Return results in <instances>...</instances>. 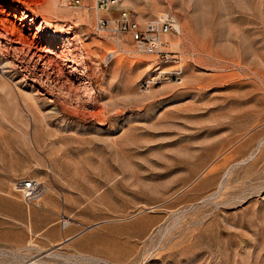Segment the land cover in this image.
Segmentation results:
<instances>
[{"label":"rangeland","instance_id":"rangeland-1","mask_svg":"<svg viewBox=\"0 0 264 264\" xmlns=\"http://www.w3.org/2000/svg\"><path fill=\"white\" fill-rule=\"evenodd\" d=\"M75 1L0 0V264H264V0H120L178 23L179 83ZM46 196L74 235L52 247Z\"/></svg>","mask_w":264,"mask_h":264},{"label":"built area","instance_id":"built-area-1","mask_svg":"<svg viewBox=\"0 0 264 264\" xmlns=\"http://www.w3.org/2000/svg\"><path fill=\"white\" fill-rule=\"evenodd\" d=\"M74 4L81 5L79 0ZM92 10L97 30H108L113 36L128 34L134 44L133 52L150 58L149 83L181 81L182 53L169 48V36L172 33L178 34L170 16L141 22L134 11L120 6V0H93ZM109 20L112 22L111 27ZM112 54L113 52L108 53L104 60L108 61ZM13 187L29 206H37L47 191L45 184L33 179L15 180Z\"/></svg>","mask_w":264,"mask_h":264},{"label":"crops","instance_id":"crops-1","mask_svg":"<svg viewBox=\"0 0 264 264\" xmlns=\"http://www.w3.org/2000/svg\"><path fill=\"white\" fill-rule=\"evenodd\" d=\"M59 209V203L52 197L46 196L42 200V206L32 208L29 219L27 218V222H30V224L39 225L37 230L43 232L40 234V240L49 247L63 244L71 240L74 236L65 230H61L59 226L54 224L53 219L58 214Z\"/></svg>","mask_w":264,"mask_h":264},{"label":"bare ground","instance_id":"bare-ground-1","mask_svg":"<svg viewBox=\"0 0 264 264\" xmlns=\"http://www.w3.org/2000/svg\"><path fill=\"white\" fill-rule=\"evenodd\" d=\"M55 6V5H54ZM59 6H62V5H59ZM57 7V6H56ZM73 8H78V7H73ZM164 17H166V15H163L162 17H160L159 19H163ZM171 19L173 20V24H174V27L175 28H177V32L179 33V30H178V23L174 20V18L173 17H171ZM48 24V23H47ZM122 46V45H121ZM123 47V46H122ZM124 49V48H123ZM263 142H262V140H260L259 142H258V144H257V146H256V148H255V151H253L246 159H243V160H240L238 163H236V164H240V165H243L242 163H244L245 161H248V160H252L253 158H254V155H255V152H257L256 150H257V148L260 146V144H262ZM232 167V166H231ZM228 169V168H227ZM227 171V170H226ZM216 172V171H215ZM215 172H209L208 173V175L203 179V182L199 185V186H201L203 183H205L206 181H212V179H214V173ZM226 174H227V172H226ZM216 178V177H215ZM221 184H223V183H221ZM218 185H219V183H218ZM198 186V187H199ZM222 187V186H221ZM83 258V257H82ZM85 260V259H84ZM95 260V259H94ZM101 260V259H100ZM124 260H125V262L127 261L129 264H133L134 263V260H135V258H133V259H130V257H129V255L128 254H126V256H125V258H124ZM88 261V260H87ZM90 261V260H89ZM96 261H97V259H96ZM95 261V262H96ZM106 261H108V260H106ZM92 262V261H91ZM110 262V261H109ZM105 263H107V262H105ZM114 263V262H113ZM109 264V263H108ZM112 264V263H111Z\"/></svg>","mask_w":264,"mask_h":264}]
</instances>
